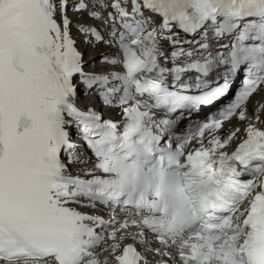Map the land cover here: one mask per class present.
I'll list each match as a JSON object with an SVG mask.
<instances>
[{
    "label": "snow or ice",
    "instance_id": "1",
    "mask_svg": "<svg viewBox=\"0 0 264 264\" xmlns=\"http://www.w3.org/2000/svg\"><path fill=\"white\" fill-rule=\"evenodd\" d=\"M0 264H264V0H0Z\"/></svg>",
    "mask_w": 264,
    "mask_h": 264
},
{
    "label": "bare ground",
    "instance_id": "2",
    "mask_svg": "<svg viewBox=\"0 0 264 264\" xmlns=\"http://www.w3.org/2000/svg\"><path fill=\"white\" fill-rule=\"evenodd\" d=\"M89 22V21H88ZM82 39V38H81ZM85 48H89V46H85V45H83V43H81V49L84 51L85 50ZM91 50H93L92 51V55H94V59H99L100 58V54L101 53H103L104 51H105V47L102 45V46H100V47H98V48H95V49H93V48H91ZM92 57V56H91ZM97 65V67H96V69H99L100 70V67L102 66V65H100L99 64V62H98V64H96Z\"/></svg>",
    "mask_w": 264,
    "mask_h": 264
},
{
    "label": "rangeland",
    "instance_id": "3",
    "mask_svg": "<svg viewBox=\"0 0 264 264\" xmlns=\"http://www.w3.org/2000/svg\"><path fill=\"white\" fill-rule=\"evenodd\" d=\"M91 51H93V50H89V51H87V53H88L89 55H91V54H92Z\"/></svg>",
    "mask_w": 264,
    "mask_h": 264
}]
</instances>
